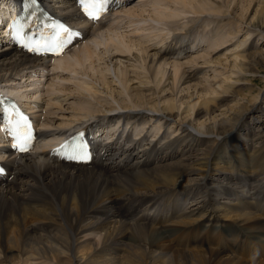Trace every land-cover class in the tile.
I'll return each instance as SVG.
<instances>
[{"label":"bare ground","instance_id":"obj_1","mask_svg":"<svg viewBox=\"0 0 264 264\" xmlns=\"http://www.w3.org/2000/svg\"><path fill=\"white\" fill-rule=\"evenodd\" d=\"M38 2L82 39L51 59L0 31V90L20 95L39 135L13 157L0 134V264H264V105L250 84L264 60V0H145L158 25L192 14L207 28L150 45L113 30L118 12L92 23L75 0ZM16 10L0 0V26ZM67 72L92 82L39 90ZM84 126L89 164L49 157ZM171 192L179 202L158 204Z\"/></svg>","mask_w":264,"mask_h":264},{"label":"rangeland","instance_id":"obj_2","mask_svg":"<svg viewBox=\"0 0 264 264\" xmlns=\"http://www.w3.org/2000/svg\"><path fill=\"white\" fill-rule=\"evenodd\" d=\"M143 1H145V0H135V1H133V2H131L125 9H121V10H118V15L121 17L119 20H121V23L120 24H118V26H115V28H113V30L114 31H116V32H119V34H124V35H127L130 39H132L133 41H136V42H142V41H144V43L145 44H152V42L154 43V42H156V41H158L159 39H161L164 35H165V33H167L168 31H169V36L171 35V37H169L168 35H166L164 38H165V40L167 39V42L168 41H171V39H172V36L175 34V33H179V31H180V29L182 28V27H186V28H188V27H190V26H192V24H194L195 23V25L194 26H192V30H194V32L195 33H199V34H201L203 31H204V27H203V25H202V23H201V25H200V22H197L196 21V17L195 16H193L192 14H187L186 16H184V17H180V19H177V21H175V20H172V22L171 21H166V22H164L163 24H157L156 22H154V21H152V20H156L155 19V17H156V15H155V13L156 12H152V10L153 9H151L150 7H148V3L147 2H143ZM147 1V0H146ZM250 1V0H249ZM257 1H259V0H255V2L253 3L254 5H255V3L257 2ZM144 4H143V3ZM166 1H164L163 2V4H164V6L165 7H167V6H169V5H166V3H165ZM140 3V4H139ZM147 3V4H146ZM254 5H252V7L250 8V11H249V13H248V17L250 16V17H254V15H255V10L257 9V7L255 6L254 7ZM163 6V7H164ZM147 7V8H146ZM169 7H171V6H169ZM250 7V6H249ZM249 7H247V8H249ZM172 8H173V6H172ZM254 8H255V10H254ZM129 10V9H136V10H143L145 13H140V14H142V15H144V16H130V14L129 13H123L122 11H124V10ZM147 9H150V10H147ZM121 12V13H120ZM238 15H242V11H240L239 13H238ZM124 18H127V19H124ZM182 18V19H181ZM238 18V17H237ZM236 18V19H237ZM124 19V20H123ZM128 19H129V21H128ZM238 19H240V21L242 20L241 18H238ZM110 20H112L113 21V17H111V19ZM128 21V22H127ZM132 23H131V22ZM136 21V22H135ZM145 21V22H144ZM186 21V22H185ZM191 21V22H190ZM168 23V24H167ZM141 24V25H140ZM148 24V25H147ZM139 25H140V27H139ZM179 25V26H178ZM138 26V27H137ZM141 26H143L142 28H141ZM200 28H199V27ZM2 26H0V28H1ZM203 27V28H202ZM136 28V29H135ZM139 28H141V29H139ZM177 28H179V29H177ZM185 28V29H186ZM235 28H236V26H235ZM131 29V30H130ZM138 29V30H137ZM183 29V28H182ZM171 30V31H170ZM126 31V32H125ZM139 31V32H138ZM148 31V32H147ZM164 31H165V33H164ZM167 31V32H166ZM182 31V30H181ZM186 31V30H185ZM206 31V30H205ZM233 31L235 32L236 31V29H233ZM135 32V33H134ZM137 32V33H136ZM151 32H152V34H151ZM174 32V33H173ZM146 33V34H145ZM148 33V34H147ZM163 33V34H162ZM132 34H133V37H132ZM142 34V36L140 37L139 35H141ZM223 34V37L225 36L226 37V35H224L225 34V32H223L222 33ZM222 34H221V37H222ZM148 35V36H147ZM209 35H211V34H209ZM121 36V35H120ZM154 36V37H153ZM159 36V38L157 39V37ZM167 36H168V38L170 39V40H168V38H167ZM132 37V38H131ZM135 37H137V38H135ZM147 37V38H146ZM224 37V38H225ZM105 38H107V37H105ZM134 38V39H133ZM143 40H142V39ZM149 38V39H148ZM243 38V37H242ZM241 37L239 38V40H241L242 39ZM138 39L140 40V41H138ZM144 39H146V40H144ZM154 41H153V40ZM149 41V42H148ZM143 43V42H142ZM1 46H3V44L2 45H0V47ZM256 48H257V50L258 51H262L263 53H264V41L262 40L261 42H259L258 44H256ZM102 47V48H101ZM100 48V51L99 50H97V52H98V54H102L103 53V51H104V46H101ZM204 56H205V54H203ZM194 57V56H193ZM104 59H107V56H104ZM185 59H189V57H186V58H184L183 59V61L185 60ZM261 67L259 68V69H261L260 70V76L259 77H253V78H250L252 81H251V85H252V88L254 87V89H256V91L258 92V91H260V90H262V93H261V97H260V104H259V106H262V105H264V60H263V64H261L260 65ZM102 68H104V67H102ZM111 68H112V66H111ZM56 76L54 75H51L50 76V78H49V80L48 81H43L42 83H43V86H44V84H45V86L44 87H46V89L45 90H48L47 89V86H48V84H51V82H52V84L54 83H56V84H60V88H63V89H72V90H74L75 89V86H76V83H78V82H80V81H82V80H87V81H89V82H92V79L89 77H84V76H82V75H73V74H71V73H69V72H67V74H65V76H64V78L62 79V78H55ZM70 77H72L71 79H69V80H66V79H68V78H70ZM112 77H113V75H112ZM74 78V79H73ZM27 82V81H26ZM25 82V85L27 84ZM55 86H58V85H55ZM42 87V86H41ZM44 90V91H45ZM68 104H69V102H68ZM68 104L66 105V106H68ZM220 113V112H219ZM218 113V114H219ZM138 130H140V129H138ZM195 132V131H194ZM178 197V198H177ZM182 197H181V195H179V194H170L169 195V197H168V202L170 203V204H174V202L176 201H178L179 199H181ZM175 200L174 202H173V200ZM263 249V248H262Z\"/></svg>","mask_w":264,"mask_h":264},{"label":"snow or ice","instance_id":"obj_3","mask_svg":"<svg viewBox=\"0 0 264 264\" xmlns=\"http://www.w3.org/2000/svg\"><path fill=\"white\" fill-rule=\"evenodd\" d=\"M31 2L34 4L35 0H31ZM81 2L86 5L87 15L89 16V18L93 19V20H97L103 14L105 7L108 3V0H81ZM62 31L68 32L69 30L67 28H62ZM37 34L39 35V33H37ZM36 46L37 47L39 46V42H37ZM59 47H63V44L62 43L59 44ZM29 50L34 51L35 48L29 47ZM57 54H59V53H57ZM21 125H27V120L23 116H21L19 121L17 122V127H19Z\"/></svg>","mask_w":264,"mask_h":264}]
</instances>
